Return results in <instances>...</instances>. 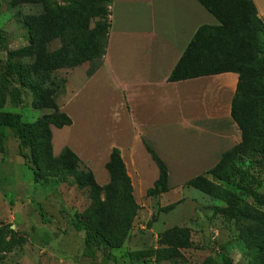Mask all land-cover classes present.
<instances>
[{"label":"rangeland","instance_id":"1","mask_svg":"<svg viewBox=\"0 0 264 264\" xmlns=\"http://www.w3.org/2000/svg\"><path fill=\"white\" fill-rule=\"evenodd\" d=\"M73 2L0 0V113L20 114L23 122L35 126L43 176L52 159L66 149L79 159V171L90 172L99 188L106 225L117 216L111 204L122 185L113 155L118 150L136 216L111 259L89 251L86 232L93 204L88 189L78 187L76 175L64 183L36 184L21 157L20 141L7 129L3 135L0 132V230L23 244L1 255L0 264H142L131 261L128 254L147 250L156 253L150 264H264V252L242 237L244 217L252 212L259 221L247 220L256 227L254 236L264 240V162L260 163L258 136L264 102L250 80L256 60L264 53V10L253 0L262 24L244 22L233 39L230 50L240 51L247 60L248 82L239 94H232L217 88L214 76L178 88L169 81L162 90L145 87L149 81L143 80V73L145 67L150 69L151 56L140 59L136 15H121L128 9L123 1L115 4L114 13L117 23L110 56L115 75L102 57L106 32L95 41L97 56L78 66L56 57L61 48L57 37L50 36L48 44L34 49L27 22L43 15L60 16ZM83 3L89 5L88 0ZM98 18L88 17L85 33L95 30ZM107 23H111L109 15ZM252 39L257 47L250 45ZM213 44L215 50L224 42ZM86 45L91 51L90 41ZM28 48L34 50L33 57L23 61L28 71L10 85L4 83L8 52ZM4 84L18 89L16 105ZM61 115L70 119L69 125L54 124L62 121ZM150 148L167 168L164 187L159 185L160 171ZM234 165L244 169L246 181L240 177L224 181ZM252 183L248 195L244 187ZM225 190L243 194V215L233 221L214 215Z\"/></svg>","mask_w":264,"mask_h":264},{"label":"trees","instance_id":"2","mask_svg":"<svg viewBox=\"0 0 264 264\" xmlns=\"http://www.w3.org/2000/svg\"><path fill=\"white\" fill-rule=\"evenodd\" d=\"M75 0L72 6L65 11L59 12L60 16H40L33 20L32 23L27 22L28 29L30 28L31 42L33 48H38L40 45L48 44L49 38L57 37L61 42V48L56 52V57L60 58L66 65H81L88 59L96 57L98 52L94 51L95 41L99 40L102 32H106L108 39H106L103 56H106V51L109 42V32L111 23H107L108 8L111 9L113 0H88L89 5L85 6L86 0ZM208 13H210L218 22V26H204L195 35L194 39L188 46L183 57L179 61L175 70L169 78V82L177 83L182 81L194 80L204 77H211L222 75L226 73H234L239 76V83L237 93L242 90V85L248 82L245 73L247 60L240 54V51L230 50L234 45V38L244 29V22H253L262 24L258 18L257 9L253 0H196ZM111 11V10H110ZM53 12H57L53 9ZM110 13V14H109ZM99 17L95 23V30L92 33H85V26L88 17ZM103 25L107 28L104 30ZM82 29L84 31H82ZM87 30V29H86ZM101 39V38H100ZM215 40H222L223 46L216 45L214 50L213 42ZM90 41L93 46L89 51L86 45ZM251 46L257 47V41L252 39ZM208 46L213 47L212 50ZM254 47V48H255ZM98 50V48H97ZM31 48L9 51L7 55L6 64L2 81L8 85L20 79L23 73L28 71L27 65L23 61L30 56L33 57ZM100 52V51H99ZM89 56L91 57H88ZM202 56L199 60L198 56ZM47 58V62H48ZM255 68L250 75L252 80L257 85V98L264 102V53H261L260 58L255 62ZM6 84L3 85L4 91L11 95L15 105L18 101V89L9 88ZM244 96L239 100L242 101ZM236 102V101H235ZM60 123L54 122L59 127L66 122L70 124V119L61 115ZM65 119V120H64ZM7 129L12 130L18 140L20 141V153L27 161V166L33 172L34 182L37 183H64L71 175L79 176L76 179L78 187L88 189L92 198V210L88 214L89 224L87 225V240L90 241L87 249L89 251L101 252L103 255L111 259V252L118 244L123 243L128 237L137 212V207L132 196L131 184L126 177L122 161L120 159V152L114 150V159L120 166L121 187L118 194L113 193L116 198L115 203L112 201V211L117 214L114 221L104 224L102 215L104 214V203L101 202L99 196V188L94 180V176L89 172H84L80 169L79 159L69 150L66 149L45 169L43 176L39 162L41 155L36 152L38 144V137L35 133V126L33 124L22 121L20 114L11 112L0 113V132L3 135ZM258 136L261 141L259 147V155L261 162H264V105L261 107V118L259 121ZM2 144L5 145V138L2 137ZM31 151V154L26 156L25 151ZM150 154L153 161L160 171L159 185L165 186L168 179V171L165 164L159 156L150 148ZM52 157V154H51ZM244 169L239 166H232L230 177H225L224 181L232 182V178L240 177L242 181H246L244 177ZM252 186L247 184L244 187L246 194H252ZM244 199L243 194H237L228 190L223 191L221 195V205L216 207L214 215L222 217L228 221L236 220L243 215ZM246 224L242 229V237L246 242L253 246V249L264 252V240L257 239L254 236L256 229L255 225L249 224L248 220L259 221V218L252 212H247L244 217ZM248 219V220H247ZM16 237L9 238L7 232L0 230V256L12 253L17 246H21ZM131 261H138L142 264H150V261L156 253L153 250L137 251L128 254Z\"/></svg>","mask_w":264,"mask_h":264},{"label":"crops","instance_id":"3","mask_svg":"<svg viewBox=\"0 0 264 264\" xmlns=\"http://www.w3.org/2000/svg\"><path fill=\"white\" fill-rule=\"evenodd\" d=\"M122 1L128 5V9L121 15L127 17L129 13H132L137 16H133L135 17L133 20L138 23L139 41L137 42L140 48V59L145 58L147 54L151 56L150 69L146 71L145 67L143 73V80L149 81L146 82L145 87L162 90L199 29L218 24V21L196 0H113L110 16L111 28L104 65L114 75L115 70L110 56L117 23L114 13L116 12L115 4ZM254 2L264 10V0H254ZM131 4L136 5L130 10ZM131 37L134 38L132 34ZM155 56L158 57L157 60L154 59ZM212 79L217 88L236 94L239 83L237 74L226 73L214 76ZM201 80L203 79L199 78L171 84L178 88L192 81ZM152 94L155 95V93H149L150 96Z\"/></svg>","mask_w":264,"mask_h":264}]
</instances>
